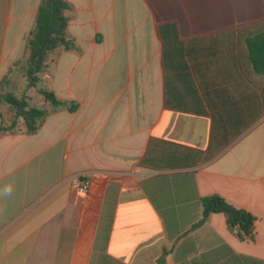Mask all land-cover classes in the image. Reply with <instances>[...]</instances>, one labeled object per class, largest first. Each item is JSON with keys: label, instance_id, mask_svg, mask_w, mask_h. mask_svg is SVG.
<instances>
[{"label": "crops", "instance_id": "obj_1", "mask_svg": "<svg viewBox=\"0 0 264 264\" xmlns=\"http://www.w3.org/2000/svg\"><path fill=\"white\" fill-rule=\"evenodd\" d=\"M66 1L76 49L56 51L41 83L77 109L35 134L21 117L0 132V264H264V75L248 48L264 35V0ZM40 3L0 0V84ZM177 47L208 114L256 106L227 145L211 142V117L167 104L165 50ZM85 172L80 194L70 179ZM212 195L255 218L252 237L221 213L200 223Z\"/></svg>", "mask_w": 264, "mask_h": 264}, {"label": "trees", "instance_id": "obj_2", "mask_svg": "<svg viewBox=\"0 0 264 264\" xmlns=\"http://www.w3.org/2000/svg\"><path fill=\"white\" fill-rule=\"evenodd\" d=\"M70 10L71 5L66 0H41L35 26L30 32L27 52L22 60L9 69V74L20 72L27 83V87L35 89L41 95L46 107H31L24 97L19 98L14 93L0 95V104H7L15 114L11 124L5 130L0 126V132L1 130L12 131L15 129L16 119L21 117L24 120L27 133L35 134L50 114L63 109L70 112L77 109L75 103L61 100L52 91L39 86L42 81L41 76L49 71L51 56L61 49H76L73 39L67 32ZM171 27L173 26L166 25L165 27H159V29L162 33V28L168 29ZM173 40L181 45L180 39ZM178 47L172 52L171 57L166 55L165 50L164 67L167 71L169 69L174 73L173 76H167L165 80L167 104L173 105L176 110L188 112L195 116L211 117V142L219 141L223 145H227L259 116L257 113L251 112L256 106L247 105L244 113L214 112L208 114L206 97L203 93L200 94L197 83L191 78L188 71L189 66L180 63V59L184 55ZM248 48L249 59L254 71L264 75V35L249 39ZM172 57L178 59L177 64L168 61V58ZM4 81H8V79ZM180 89L186 93V96H181L180 92H177ZM1 120L2 114L0 113V125ZM201 202L203 216L200 223L212 213H221L225 216L227 227L232 233L243 240L252 237L255 218L249 212L235 208L218 195L204 197ZM159 263L165 264L164 259L162 258Z\"/></svg>", "mask_w": 264, "mask_h": 264}, {"label": "rangeland", "instance_id": "obj_3", "mask_svg": "<svg viewBox=\"0 0 264 264\" xmlns=\"http://www.w3.org/2000/svg\"><path fill=\"white\" fill-rule=\"evenodd\" d=\"M50 71V70H49ZM44 75L41 76L43 78ZM44 80H49L48 78H44ZM46 84L39 83L40 87L46 88ZM6 93H14L19 98L24 97L29 104L36 105V98L40 96L38 92L33 88H28L27 83L24 80L22 74L20 72H14L8 78V81H4L0 84V95H4ZM44 108V107H41ZM0 113L2 114L1 128L6 129L9 125V122L14 119V111L7 104H0ZM1 130V133L7 132Z\"/></svg>", "mask_w": 264, "mask_h": 264}, {"label": "built area", "instance_id": "obj_4", "mask_svg": "<svg viewBox=\"0 0 264 264\" xmlns=\"http://www.w3.org/2000/svg\"><path fill=\"white\" fill-rule=\"evenodd\" d=\"M70 180L74 189L80 194H86L91 186V175L86 172L74 175Z\"/></svg>", "mask_w": 264, "mask_h": 264}, {"label": "clouds", "instance_id": "obj_5", "mask_svg": "<svg viewBox=\"0 0 264 264\" xmlns=\"http://www.w3.org/2000/svg\"><path fill=\"white\" fill-rule=\"evenodd\" d=\"M8 191H10V189H5V192L7 193Z\"/></svg>", "mask_w": 264, "mask_h": 264}]
</instances>
